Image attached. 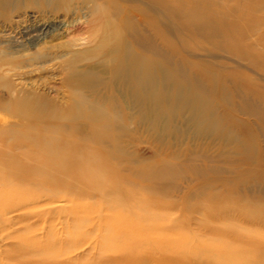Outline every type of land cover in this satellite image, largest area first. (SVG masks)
Instances as JSON below:
<instances>
[{"label":"bare ground","instance_id":"bare-ground-1","mask_svg":"<svg viewBox=\"0 0 264 264\" xmlns=\"http://www.w3.org/2000/svg\"><path fill=\"white\" fill-rule=\"evenodd\" d=\"M122 1L130 6L117 13L115 0L98 4L91 28L132 103L161 110L167 102L176 109L191 107L199 126L213 127L216 122L206 106L219 96L227 108L232 141L253 136L247 124L238 128V115L255 119L264 133V90L257 79L239 75V69L247 68L264 80V0ZM167 14L194 39L235 63L224 83L217 81L218 74L188 75L168 65V55L156 42L170 45L161 28ZM134 45L140 52L132 50ZM92 55L79 54L72 64ZM70 68L65 103L34 90L11 98L9 107L1 109L7 115L0 118V228L13 229L17 246L5 252L0 264H264V171L256 174L250 167L232 182L213 177L212 183L222 189L203 182L207 173H199L201 200L187 208L198 214L205 234L198 239L194 233L176 232V225L186 227L193 219L173 221L174 205L164 200L163 182L174 177V162L151 168L127 159L115 131L120 117L114 110H99L105 103L97 90L101 80ZM170 72L177 75L171 85ZM106 89L112 90L111 84ZM18 182L28 184L10 189ZM33 218L49 226L46 238H38ZM55 221L66 230L63 236L55 231ZM206 236L216 238L214 247ZM83 245H88L87 253L73 255Z\"/></svg>","mask_w":264,"mask_h":264},{"label":"rangeland","instance_id":"rangeland-1","mask_svg":"<svg viewBox=\"0 0 264 264\" xmlns=\"http://www.w3.org/2000/svg\"><path fill=\"white\" fill-rule=\"evenodd\" d=\"M103 2L105 0H0V118L7 115L1 109L5 110L9 107L11 98L34 90L59 105L65 103L63 95L66 87L64 86L71 77L70 67L77 73L87 74L92 78L94 76L93 79L97 83L101 80L102 84H98L97 90L103 98L102 102L105 103L99 106V110L105 113L114 110L120 117L115 131L120 133V146L127 155L125 157L138 162L144 161L151 168H160L164 162L170 165L174 162L170 166L174 177L163 182L164 200L174 205L175 210L171 215L173 221L182 216L193 219L188 226L176 225L174 230L194 233L199 239L200 234H205L200 226V218L198 214L187 208L197 205L201 200L197 196L201 184L199 173H207V179L203 182L222 189L221 185L212 183L215 180L213 177L218 176L232 182L250 167L255 168L256 174L263 172L264 133L257 130L258 124L255 119L248 115H238L234 118L238 128L243 125L242 123L247 124L253 136L246 140L249 136L243 130L240 134L245 136L242 135L239 141H232L230 132L228 133L231 122L225 119L227 108L219 96L211 97L206 106L208 113L213 114L212 120L216 122V126L213 127L199 126L193 120L194 109L191 107L186 109L179 105L180 107L176 109L172 102H167L161 110L152 104L147 108L145 105L132 103L127 98L126 91L114 78L104 54L101 53L99 47L103 42L91 28L96 17V7ZM123 6L130 5H126L122 0H115L112 8L117 13ZM124 15L125 13H120L121 17ZM149 15L156 20L155 12L150 11ZM163 21L165 25L161 28L170 45L166 47L159 39L156 42L157 46L162 47L168 55L166 59L168 65L182 69L188 75L197 71L205 72L206 75H220L217 81L224 83V75L229 68L235 67V63H231L224 53L208 48L207 45L194 39L192 34L180 27L170 14H167ZM148 34L155 36L156 32L149 30ZM131 48L140 52L138 45ZM89 51L93 52L89 59L78 58L72 64L73 57ZM239 70L241 72L239 75H248L257 79L256 83L261 87L260 90H264V80H261L262 78L259 80L251 69ZM168 74L170 80L168 83L171 85L170 82L177 75L173 72ZM262 77L264 78V75ZM110 84L112 90L106 89V85ZM239 86L243 88L242 84ZM172 90L175 89H169L168 93H173ZM90 112L95 114V108L90 109ZM145 113H148L146 120L143 119ZM200 131L205 132V136H200ZM211 171H215L214 173L218 175L212 174ZM18 183L12 185L14 188L10 186V189H23L28 184ZM1 189L0 183V200H4ZM208 196H210L209 192ZM35 220L33 218L30 222L36 223L38 238H46L49 226L44 220L38 222ZM19 227L20 225L13 228ZM54 227L60 235L66 233L59 221H55ZM12 230L9 226L0 228L1 263L4 261L5 252L17 246L14 242L15 235L10 233ZM205 239L211 241L213 247L216 245V238L206 236ZM190 241L192 242L193 239ZM87 247L88 245H83L73 255L87 253Z\"/></svg>","mask_w":264,"mask_h":264}]
</instances>
